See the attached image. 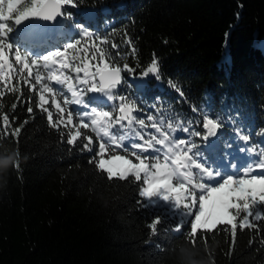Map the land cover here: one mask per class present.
Instances as JSON below:
<instances>
[{"label": "trees", "instance_id": "obj_1", "mask_svg": "<svg viewBox=\"0 0 264 264\" xmlns=\"http://www.w3.org/2000/svg\"><path fill=\"white\" fill-rule=\"evenodd\" d=\"M93 3L94 13L86 7ZM105 6L114 17L110 25L103 23L100 9ZM71 11L78 22L94 15L99 35L110 42L102 47L121 65L143 66L153 54L159 58L165 79H173L184 93L180 97L151 81L145 93L163 98L162 108L153 113L161 123L195 120V107L212 116L240 111L248 131L264 128V0H85V6ZM96 56L91 65L99 63ZM24 92L20 100L12 94L0 98V118L7 114L13 127L28 121L19 139L20 171H11L15 153L0 156V264H264V245H250L247 229L237 228L231 255L226 254L230 235L224 226L206 233V247L198 234L190 258L187 242L165 232L171 220L150 236L147 225L158 210L137 203L138 184L109 181L88 162L92 153L70 150L36 108L37 94L26 87ZM93 106L110 110L99 100ZM261 141L264 136L253 135V144L264 147Z\"/></svg>", "mask_w": 264, "mask_h": 264}, {"label": "snow or ice", "instance_id": "obj_2", "mask_svg": "<svg viewBox=\"0 0 264 264\" xmlns=\"http://www.w3.org/2000/svg\"><path fill=\"white\" fill-rule=\"evenodd\" d=\"M82 6L85 0H0V89H4L0 98L12 94L20 100L25 87L36 93V108L61 141L70 150L92 153L88 162L109 181L137 183V203L158 210L147 225L149 235H158L159 225L171 220L165 232L187 242L192 250L186 253L189 258L198 234L206 247V233L218 231V226L230 235L227 255L234 250L237 228L252 233L250 245H264V147L252 143L253 135L264 136V128L248 131L240 111L231 109L225 117L193 107L195 120L158 121L153 113L160 111L163 98L148 97L145 89L154 80L183 97L180 85L165 79L155 54L143 66L116 62L102 47L110 42L99 35L94 15L84 22L76 20L71 9ZM86 7L94 13L97 6ZM100 11L103 23L110 25L111 9L105 6ZM57 25L70 30L52 32ZM126 43L133 41L128 38ZM136 51L132 47V54ZM96 54L99 63L91 66ZM68 70L75 77L67 75ZM97 100L110 110H98L93 106ZM16 106L14 102L11 107ZM26 111L31 115L33 107ZM27 123L13 127L7 114L0 118V156L15 153L12 172L20 171L19 139ZM177 131L186 135L177 138ZM93 134L98 138L95 144ZM115 149L124 154H116Z\"/></svg>", "mask_w": 264, "mask_h": 264}, {"label": "rangeland", "instance_id": "obj_3", "mask_svg": "<svg viewBox=\"0 0 264 264\" xmlns=\"http://www.w3.org/2000/svg\"><path fill=\"white\" fill-rule=\"evenodd\" d=\"M26 23H27V22H26ZM37 23H38V22H37ZM38 24H40V23H38ZM59 27H61V26H59ZM59 27L56 26L54 29H51V31H52V32H56V30H57ZM260 46L262 47V49H264V40L260 42ZM91 66H94V65H91ZM54 71L59 72V69H55ZM70 72H71V70H68V71L66 72V74H67V75H70ZM82 75H83V73H81V76H82ZM137 83H140V82L138 81ZM93 95L99 96L100 94H93ZM146 131L155 132L154 129H147ZM175 135L177 136L178 133H176ZM177 138H178V136H177ZM125 143H127V141H125Z\"/></svg>", "mask_w": 264, "mask_h": 264}, {"label": "clouds", "instance_id": "obj_4", "mask_svg": "<svg viewBox=\"0 0 264 264\" xmlns=\"http://www.w3.org/2000/svg\"><path fill=\"white\" fill-rule=\"evenodd\" d=\"M196 264H205V262H196Z\"/></svg>", "mask_w": 264, "mask_h": 264}, {"label": "water", "instance_id": "obj_5", "mask_svg": "<svg viewBox=\"0 0 264 264\" xmlns=\"http://www.w3.org/2000/svg\"><path fill=\"white\" fill-rule=\"evenodd\" d=\"M39 23H40V24H45L46 22H42V21H40Z\"/></svg>", "mask_w": 264, "mask_h": 264}]
</instances>
